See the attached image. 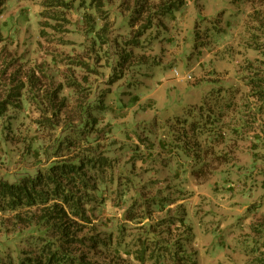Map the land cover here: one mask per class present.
I'll use <instances>...</instances> for the list:
<instances>
[{
	"label": "trees",
	"instance_id": "obj_1",
	"mask_svg": "<svg viewBox=\"0 0 264 264\" xmlns=\"http://www.w3.org/2000/svg\"><path fill=\"white\" fill-rule=\"evenodd\" d=\"M199 2L42 0L34 23L44 58L23 71L16 64L27 63L29 50L20 31L11 28L22 9L0 22V52L10 51L0 56V79L5 80L0 83V167L15 157L11 163L18 169L6 174L8 179L0 177V214L12 217L6 235L21 245V250L1 255L0 264H196V252L186 253L175 238L169 206H157V183L135 185L116 173V143L108 121L112 94L132 64L130 46L138 48L139 39L154 26L164 27L166 17ZM232 4L237 16L248 10L244 46L256 58L245 60L242 84L222 94V133L214 138L212 154L231 162L238 143L250 142L241 152L249 163H234L231 176L251 171L252 190L260 184L264 198V166H254L264 159V127L258 126L264 111V0ZM5 5L0 0V17ZM121 16L129 19L126 34L119 28ZM78 25L82 40L71 41ZM219 168L210 173H221ZM115 173L124 189L115 185ZM138 208L143 209L141 218ZM154 210L165 217L154 223ZM130 222H136L133 230ZM251 231L250 264H264V215Z\"/></svg>",
	"mask_w": 264,
	"mask_h": 264
},
{
	"label": "rangeland",
	"instance_id": "obj_2",
	"mask_svg": "<svg viewBox=\"0 0 264 264\" xmlns=\"http://www.w3.org/2000/svg\"><path fill=\"white\" fill-rule=\"evenodd\" d=\"M41 1L6 0V11L0 17L2 22L23 11L16 27H11L20 31L19 38L29 50L27 63L16 64L22 71L44 58L39 27L34 23ZM232 1L201 0L180 9L173 18L166 17L164 27L154 26L139 39L138 48L130 46L132 64L110 101L109 136L116 143L112 149L118 160L116 173L135 185L157 183L161 193L157 206H169L167 212L175 219L171 223L175 238L186 253L196 252V264H250L254 256L249 252L251 227L264 215L263 188L257 184L252 190L251 171L231 176L234 163H249L243 154L250 142L238 143L239 153L233 150L231 162L212 154L216 152L214 138L222 133V94L242 84L245 60L256 58L244 46L242 24L248 10L244 8L237 16ZM118 19L120 31L126 34L129 19ZM72 30L71 41H81L82 27ZM9 52L6 49L0 56ZM59 71H65L64 64L59 65ZM241 89L246 91L243 85ZM258 126L264 127V111ZM15 161L14 157L1 165L0 177L8 179L7 175L18 170L11 163ZM254 166L263 167L264 159ZM218 168L221 173H210ZM262 172L257 171L256 183ZM116 173L115 185L124 189ZM142 210L137 209V217H142ZM164 213L154 210L151 220L161 221ZM11 218L0 214V259L4 253L21 250L14 237L6 235ZM129 225L130 230L137 226L136 222Z\"/></svg>",
	"mask_w": 264,
	"mask_h": 264
}]
</instances>
